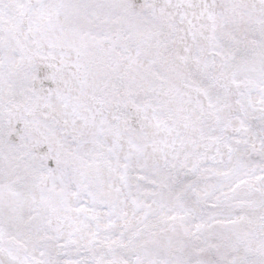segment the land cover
I'll return each instance as SVG.
<instances>
[{
    "label": "snow or ice",
    "instance_id": "6c2138e0",
    "mask_svg": "<svg viewBox=\"0 0 264 264\" xmlns=\"http://www.w3.org/2000/svg\"><path fill=\"white\" fill-rule=\"evenodd\" d=\"M0 264H264V0H0Z\"/></svg>",
    "mask_w": 264,
    "mask_h": 264
}]
</instances>
